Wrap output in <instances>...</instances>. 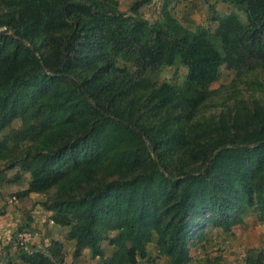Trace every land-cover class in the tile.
Returning a JSON list of instances; mask_svg holds the SVG:
<instances>
[{
	"label": "trees",
	"instance_id": "1",
	"mask_svg": "<svg viewBox=\"0 0 264 264\" xmlns=\"http://www.w3.org/2000/svg\"><path fill=\"white\" fill-rule=\"evenodd\" d=\"M142 4L0 0V163L18 167L15 181L29 175L16 197L50 196L42 207L74 257L139 264L154 242L168 264H191L206 227L228 233L249 213L264 225V102L232 90L231 107L208 109L222 105L210 89L222 67L264 73V0H232L245 20L215 13L214 30L194 31L167 7L148 22ZM175 66L183 83L154 82ZM17 259L62 264L64 245L19 247Z\"/></svg>",
	"mask_w": 264,
	"mask_h": 264
},
{
	"label": "rangeland",
	"instance_id": "2",
	"mask_svg": "<svg viewBox=\"0 0 264 264\" xmlns=\"http://www.w3.org/2000/svg\"><path fill=\"white\" fill-rule=\"evenodd\" d=\"M137 1L139 2L140 0H117L118 11L123 14H129L132 11L133 4ZM142 2L143 4L139 8V12L148 22L152 23L157 21L163 7H167L172 17L191 31H194L200 25H207L211 30H214L216 27V23H214L215 13L223 15L235 11L240 15L242 20H245L243 13L235 9L232 0H142ZM4 30L3 28L0 31ZM126 66L128 67L129 65ZM186 72V68L182 66L167 67L156 73L152 78L157 84L163 81L179 84L183 83ZM259 73L260 72L254 73L248 69H242L241 75L239 78H236V72L222 67L219 80L214 82L210 87L211 90L219 92L218 95L214 97V103L220 100L222 105L218 104L208 109L212 111L218 110V112H220V110H227L231 107L235 102L234 97L231 98L230 91L232 90L235 92L242 91L241 93L245 97H249L250 102H254V100L264 102V97H262L263 91H260L259 94L257 93L258 96L254 98L249 96L253 93V89L257 88V84H262V88H264V73L262 75H259ZM258 79L261 82L253 86L252 83ZM19 125V121L13 124L15 128H18ZM1 166H4L3 171L9 174V177L6 178L8 182L5 181V184L10 182L12 186H15L17 189L28 185L29 175L27 173H22V182H18L17 180L15 181L18 174L17 166L8 167L9 165L7 166V164L3 162ZM10 192L12 193L8 195V197L12 198L13 196H17L13 191ZM48 197L50 196L36 195L26 201L27 206L37 207L35 210L32 209L34 211L33 216L40 221H42V219L44 220L42 223L43 229H36L37 227L35 228L26 223L16 224L13 232L6 237V241L3 243L0 242V255L3 256L6 254L16 264H22L17 259L19 251L17 236L19 233L29 231L34 235L33 242L34 240L40 239V241H38L40 243L30 245V249L27 247L28 252L33 249H40L42 246L49 244L52 240H58L63 242L64 245L65 259L62 264H98L100 259L92 258L88 250H84L78 257L73 256L74 247L72 243L66 240L68 229L54 224L51 220V212L42 207V203L47 201L49 199ZM1 201L2 200H0V218L6 214L5 209L2 208L4 205H2ZM243 220L244 223L242 225L233 228L228 233L222 232L220 229L206 227V236L204 240L190 249L192 258L191 264H245V258L250 252L260 251L264 255V225L260 224L256 216L252 213L244 216ZM2 225V227H7L6 225H8V221L6 222L5 218ZM43 236L45 237L44 239ZM110 236H115V233L110 234ZM47 238L49 239L48 242ZM102 247L105 256H110L114 251V248L106 241L102 243ZM148 251L151 253L154 260L147 264H168L167 258L158 255L154 242L148 246ZM144 262L146 263V261ZM139 264H143V261H140Z\"/></svg>",
	"mask_w": 264,
	"mask_h": 264
},
{
	"label": "crops",
	"instance_id": "3",
	"mask_svg": "<svg viewBox=\"0 0 264 264\" xmlns=\"http://www.w3.org/2000/svg\"><path fill=\"white\" fill-rule=\"evenodd\" d=\"M2 163H0V200L2 205V208L5 209L6 214L0 218V242H4L6 241V237L13 232L14 226H16V224L18 223H26L29 224L30 226L33 227H37L36 229H43L42 223H43V219L42 221H40L39 219H37L35 216H33L34 211L36 208L31 206H27V199L32 198L33 196H36L35 194H30L26 197H22V198H18L13 196L12 198L8 197V195H10L13 191V193H17L19 191H22L24 189H26L27 186H24L22 188L17 189L15 186H12V183H7L5 184V181L8 182L6 180V178L9 177V174L6 173V171H3L4 166H1ZM15 185V184H13ZM27 185V184H26ZM29 203V202H28ZM26 206V207H25ZM33 209V210H32ZM28 213V214H27ZM6 220V222L8 221V225H6L7 227H2V222L3 220ZM27 220V221H26ZM43 231V230H42ZM45 237L43 236V239ZM37 241V242H36ZM40 241V239L34 240V242L32 241L31 244L34 243H40L38 242ZM49 241V239L47 238V242ZM197 246V244H196ZM6 255V254H5ZM0 255V264L2 263V260L4 258V256ZM9 256L11 257V255L9 254ZM15 256V255H14ZM149 257H150V261L144 260L146 261V263L143 261V264H147L148 262L153 261L154 259L152 258L151 253H149Z\"/></svg>",
	"mask_w": 264,
	"mask_h": 264
},
{
	"label": "built area",
	"instance_id": "4",
	"mask_svg": "<svg viewBox=\"0 0 264 264\" xmlns=\"http://www.w3.org/2000/svg\"><path fill=\"white\" fill-rule=\"evenodd\" d=\"M33 239H34V235L29 231L19 233L17 236V245L19 247L26 249L28 247V245L31 244Z\"/></svg>",
	"mask_w": 264,
	"mask_h": 264
},
{
	"label": "water",
	"instance_id": "5",
	"mask_svg": "<svg viewBox=\"0 0 264 264\" xmlns=\"http://www.w3.org/2000/svg\"><path fill=\"white\" fill-rule=\"evenodd\" d=\"M0 33H1V34H3V33H4V31H0Z\"/></svg>",
	"mask_w": 264,
	"mask_h": 264
}]
</instances>
